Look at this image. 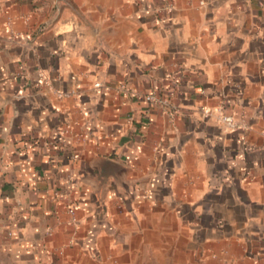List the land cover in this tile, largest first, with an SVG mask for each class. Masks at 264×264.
I'll list each match as a JSON object with an SVG mask.
<instances>
[{
    "label": "crops",
    "instance_id": "obj_1",
    "mask_svg": "<svg viewBox=\"0 0 264 264\" xmlns=\"http://www.w3.org/2000/svg\"><path fill=\"white\" fill-rule=\"evenodd\" d=\"M169 251L264 264V0H0V264Z\"/></svg>",
    "mask_w": 264,
    "mask_h": 264
},
{
    "label": "rangeland",
    "instance_id": "obj_2",
    "mask_svg": "<svg viewBox=\"0 0 264 264\" xmlns=\"http://www.w3.org/2000/svg\"><path fill=\"white\" fill-rule=\"evenodd\" d=\"M168 254V255H167ZM180 253L171 251L163 252L162 255L151 254L149 259H144L141 264H233V259H217L207 257L206 259H198L196 254H191L189 260L182 259ZM5 262V261H0ZM245 264V263H235Z\"/></svg>",
    "mask_w": 264,
    "mask_h": 264
},
{
    "label": "built area",
    "instance_id": "obj_3",
    "mask_svg": "<svg viewBox=\"0 0 264 264\" xmlns=\"http://www.w3.org/2000/svg\"><path fill=\"white\" fill-rule=\"evenodd\" d=\"M145 100L148 103L151 104H156V105H162V104H166L165 101H163L162 99H160L157 95L155 94H150L147 95L145 97ZM216 121H218L220 124H222L224 127L228 128V129H235L236 128V123L234 121V117L232 115L226 114L222 111V109H218L216 110ZM205 114V118H209L210 117V111H204ZM68 213L70 216L73 215V209L69 208L68 209Z\"/></svg>",
    "mask_w": 264,
    "mask_h": 264
}]
</instances>
